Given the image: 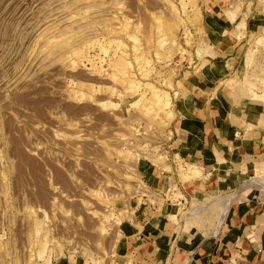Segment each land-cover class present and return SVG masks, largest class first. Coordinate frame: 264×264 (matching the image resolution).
I'll return each mask as SVG.
<instances>
[{
	"label": "rangeland",
	"instance_id": "rangeland-1",
	"mask_svg": "<svg viewBox=\"0 0 264 264\" xmlns=\"http://www.w3.org/2000/svg\"><path fill=\"white\" fill-rule=\"evenodd\" d=\"M207 1L0 0V264L64 254L113 264L121 222L156 198L144 161L167 159L178 79L201 56ZM224 1L255 21L239 31L233 78L262 94L264 0ZM175 160L164 167L174 188L175 174L198 173ZM215 195L188 198L178 217L214 230Z\"/></svg>",
	"mask_w": 264,
	"mask_h": 264
},
{
	"label": "crops",
	"instance_id": "crops-1",
	"mask_svg": "<svg viewBox=\"0 0 264 264\" xmlns=\"http://www.w3.org/2000/svg\"><path fill=\"white\" fill-rule=\"evenodd\" d=\"M254 23L224 0L203 4L196 29L201 56L178 79L167 159L143 165L156 198L136 201L121 222L113 264H264V93L251 87L240 92L233 78L240 62L239 31ZM177 158L198 173L184 180L175 174L174 188L164 167L172 168ZM175 189L180 196L165 202ZM205 193L218 194L214 200L234 194L221 223L207 233L189 227V216L177 215L179 205ZM51 264H86V259L64 254Z\"/></svg>",
	"mask_w": 264,
	"mask_h": 264
},
{
	"label": "bare ground",
	"instance_id": "bare-ground-1",
	"mask_svg": "<svg viewBox=\"0 0 264 264\" xmlns=\"http://www.w3.org/2000/svg\"><path fill=\"white\" fill-rule=\"evenodd\" d=\"M194 172V171H193ZM192 172V173H193ZM191 173V174H192ZM250 184H252V185H256V183H257V180H252V181H250L249 182ZM264 183V182H263ZM261 186V185H260ZM262 188H264V187H262ZM230 196H227V197H224V198H222V199H220V198H218V199H215L214 201H212V203H211V205L213 206V205H216V206H218L217 208H219V211L218 212H220L219 213V222L218 223H220L222 220H223V218H224V215L226 214V211H227V204H228V201H229V198ZM203 210V208L202 207H195V208H193V210L192 211H190L191 213H190V216H194V215H197V214H199L201 211ZM218 227V226H217Z\"/></svg>",
	"mask_w": 264,
	"mask_h": 264
}]
</instances>
